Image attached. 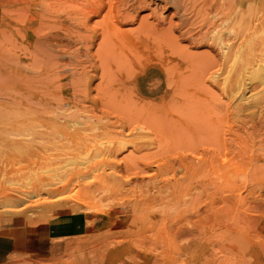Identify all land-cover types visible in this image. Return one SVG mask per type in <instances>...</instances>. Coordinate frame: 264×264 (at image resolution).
<instances>
[{"label":"rangeland","instance_id":"1","mask_svg":"<svg viewBox=\"0 0 264 264\" xmlns=\"http://www.w3.org/2000/svg\"><path fill=\"white\" fill-rule=\"evenodd\" d=\"M160 1L153 0L150 7L152 10H155L159 22L161 20L160 29L162 28L161 33L163 36L160 40L163 44L167 43L168 40V43H171L170 39L166 41V38H170L171 36L173 39L172 43L176 42L174 45L178 47V52L186 56L184 58L180 55L182 57L180 59L187 60L188 58L192 62H198L196 60L199 58L203 60L202 58H205L206 54H215L214 47H195L186 41V38L181 36V34L185 30L196 34L199 30L198 25L201 23L195 20H206L207 22L209 19H212L211 14H213L212 12L216 7L217 9L214 10L216 11L214 12L215 14L219 12L221 7L226 9V4L223 0H219L221 3L217 2V0H210V3L209 0H182L183 2L180 0L182 2H179L180 10L182 8L184 10L186 6L189 8L186 7V10L184 12L182 10L179 15L175 14L172 4L167 9H163V1ZM243 1L253 3L251 11L247 10L251 12V16H249L252 20L255 17L263 25L264 0ZM157 2L160 3L158 4ZM207 3L210 4H208L209 7ZM199 4L202 6L197 8ZM181 5L184 7H181ZM205 5H207V8H205ZM192 6L193 8H191ZM201 7H204V13L200 9ZM194 8L200 12L199 16ZM172 9L174 13H171L173 12ZM148 11L141 12L138 19H145L149 14ZM189 13L191 14L188 16ZM193 13L195 15L194 18ZM182 14L186 23L188 22L186 20L190 19L189 21H191L192 26L194 25V29L189 22V24H186L185 30L182 29L181 31V28L178 27V22L182 18ZM217 18L218 16L212 19L216 21L214 29L216 32L221 33L225 31V26L223 27L221 20L218 22ZM1 19L0 13V30L2 25ZM24 19L26 20V18ZM28 24V22L25 23V25ZM136 25L138 24L136 23ZM189 25L191 28L188 27ZM167 28H171L170 30L173 31H169ZM164 29L169 31L168 35ZM190 29L192 30L190 31ZM19 36L16 37L19 42L25 41V38ZM2 42L0 31V48H2L0 49V122L2 124L0 125V225H9L13 222H20L25 225H46L48 221L55 218L73 217L82 225L84 234L82 240L86 245V252L77 259L83 264H264V150L260 147L264 141V129H251V131L250 129L217 130V135L219 134L217 143H223L224 145V148H222L217 144L218 147H221L218 148L220 151L217 150V166L225 168L227 178L229 180L232 179L231 183L235 185H233V192L222 191L223 193L216 194L210 191V189H213V186H207V182L214 180L215 177L210 173L197 171L201 163L205 162L206 157L211 155L213 150L216 151L215 143H212V147L208 146L212 142V139L207 138L204 130H201L202 132L199 133V130L195 132L194 129L182 128L181 122L184 120L182 118L185 117L188 120L190 113H194L189 104L192 101H186L191 111L187 109L186 111L183 110L182 113L176 110L178 109V103L174 101L173 87L167 85L168 82L164 73L165 59L167 58H161L160 60L159 57L153 56L154 58L152 59L148 57L138 62L135 65L136 70L133 76L130 77L129 82L125 85L127 94L129 93L128 95L131 96L129 99L141 102L142 106L147 105L148 108L162 111L163 108L169 109L167 105L170 103V108L172 106L176 108H172L174 112L176 110V115H174L172 110L164 111L166 112L165 115H169L171 122L164 121L165 124H163V119L161 120V124L163 125L160 124V126L169 134L166 132V135H163L164 130L150 129L142 116H139L137 123L133 126V128L137 127L138 129H132V126L130 128L126 127L125 124L121 125L120 120L123 117V112L112 111L109 107L105 108L102 101H99L94 94L91 96H83L82 93H79V95H69L66 92H70L71 94L77 91H68L66 90L68 88L64 87L61 89V94V90L59 91V89L61 82L64 83L62 78L68 75L71 76L77 70L86 72L85 75L88 74V78L90 77L92 81L91 88H95L93 86L98 84L97 74L99 73V70L97 71L96 68L99 64L96 63L97 60L93 64V61L90 58L88 59L89 56L94 55L95 50L87 52L86 49L82 48L78 51L66 50V52H56L54 50L49 51V49L33 50L28 48V50L27 48H16L7 49L6 52V48L3 49ZM259 48V59L263 58L260 65L263 66L264 46L262 48L260 46ZM211 49H213L214 53L210 51ZM69 51L71 52L69 53ZM181 51H184V53H181ZM209 51L212 53H209ZM47 54L50 56V59ZM193 56L199 58L195 59ZM16 58L17 60H15ZM54 76L56 79H54ZM42 96L45 97L41 98ZM47 99L50 101H47ZM25 106L26 108L29 107V109H25ZM33 106L36 107L35 110ZM186 107L188 106L186 105ZM48 109L49 113H47ZM14 111L16 112L15 116L12 115ZM29 111L30 114L28 113ZM141 112L139 110L137 114ZM42 113L44 114L42 115ZM181 113L183 117L179 118L180 116L178 115ZM184 113H187L189 116L186 114L188 116L186 118ZM17 115L18 118L16 117ZM27 117H32L36 120H58L62 125L58 126V129L55 130L16 129L22 128L20 127V121L26 120ZM83 118L90 119L93 122L95 118H99L101 122L105 121L107 124L116 125L117 129H109L106 133L105 131L102 133V130L70 129L66 123V121H81ZM163 118L167 120L166 117ZM190 119L187 122L191 126L187 125L194 128V123H192L193 121L195 122L194 114ZM14 120L16 121L15 124ZM172 120H176V123ZM16 123H18V127H16ZM120 127H124V129H120ZM195 127L198 129V125H195ZM47 130H50V132ZM177 131L180 136L182 135L180 133L185 131V137L183 135L180 138L178 135L181 140L184 141L186 137L193 139V142L191 140L192 143L190 140L188 141L189 144L191 143L189 146L183 143L186 150H184V145L180 143L181 140L179 138V142H175L176 138L174 137H177ZM233 131L238 135H235ZM247 132H249V135ZM250 132L252 138L254 137L255 140H252V138L250 141L248 140V136H251ZM104 133L110 135V137L104 135ZM199 134L200 136L203 134L205 139L209 140L205 141L204 137L200 140L201 138L197 136ZM167 136L169 137L167 138ZM194 136L196 138L199 137V142L201 141L202 143H196L198 139ZM230 137L232 140L229 139ZM118 138L130 144L125 146V148L122 147L124 150L121 149L116 153L117 157H114L116 169L110 170L106 166L103 171L104 162H107L109 165L110 161L106 158L101 162L102 156L96 157V159L94 156L97 155L98 150L103 151V148H107L109 145L107 140L113 139L111 142H115ZM187 138L185 139L186 141L188 140ZM164 141L168 142H165V144ZM233 141L237 145L233 144ZM104 142H108L107 145ZM172 142H175V144L173 145ZM177 142L179 143V147L176 145ZM161 143L165 147L167 145V150L164 146H160ZM200 144L203 145L200 146ZM230 145L231 147L233 146V150L235 147L238 149V147L242 146L243 151L240 152L238 149V155H236V152H231ZM101 146L103 147L101 148ZM174 146L175 149H172ZM186 146L189 148L192 146L190 149L194 150V152L187 150ZM177 147H181V151L176 149ZM195 147L197 148L194 149ZM243 152H245V155ZM233 156V160H236L233 162L237 165L235 168L229 167L224 162L225 158L228 161ZM129 157L132 160H129V162L135 163L139 169L142 165L149 163L153 165L156 161L157 163L160 161V163L151 166V169L149 168L150 171L148 170V172L146 171V173L134 177L133 172H126L124 166L126 165V159H129ZM251 158L254 161H251ZM147 159L151 160L148 161ZM183 160L191 164L189 165L186 162L182 164ZM57 163L58 165L55 166ZM179 165H184L186 168ZM191 165H194V167ZM154 167H160L161 169L157 171ZM189 167L194 168L196 172L193 174V170L191 171ZM184 169H188L187 174L186 170L183 174ZM145 174L148 177L142 179L141 177L146 176ZM124 176L126 179H124ZM198 176L201 177L199 178ZM116 177L122 178L123 182L120 188L113 187ZM186 179L189 181L185 183ZM60 181L62 182L59 183ZM109 181H112V188L109 186ZM204 182L206 185H204ZM43 184L45 186L49 184L48 191H41L40 188L44 186ZM194 187L195 189H193ZM23 194L26 195L24 196ZM55 200H59L56 207L50 208L46 206V202ZM15 202L16 204H14ZM257 204L258 206H256ZM14 206L18 211H21V215L11 216L7 212ZM57 208H61L63 211L60 209L62 212L59 213L57 212L59 209L56 211ZM19 264H29V262L23 261Z\"/></svg>","mask_w":264,"mask_h":264},{"label":"bare ground","instance_id":"2","mask_svg":"<svg viewBox=\"0 0 264 264\" xmlns=\"http://www.w3.org/2000/svg\"><path fill=\"white\" fill-rule=\"evenodd\" d=\"M152 1L153 0H0V13H1V18H2L1 19L2 25H1L0 31H1V38L3 41L2 42L3 47H4L3 49L6 48V52H7V49H16V48H23V49L24 48H27V49L30 48L33 50L49 49V51L54 50L56 52L57 51L58 52H66V50L78 51V50H81L82 48L86 49L87 52H91V50H95L94 55L92 54L91 56L88 57V59L90 58V60L93 61V64H94V61L96 62V60H97L96 63L99 64V65L97 64L98 67L96 66L97 67L96 69H97V71L99 70L98 71L99 73L97 74L98 84L93 86L95 88L94 89L91 88L92 87L91 86L92 81H91L90 77L88 78V74H86L87 75L86 76L85 75L86 72L84 73L82 71L80 72L79 70H77V71H74L73 74H71V76L68 75L67 77L66 76L63 77L62 80L64 81V83L61 82L62 87L59 85L60 89L59 88L58 89L60 91L64 87V88H68V89H66L68 91H72V92L77 91L76 93H71V94H70V92H66L67 94L69 93V95H73V94L79 95V93H82L83 96H91L92 94H94V96L97 99H99V101H102V103L105 105L104 106L105 108L109 107V108H111L112 111L121 112V113L123 112L122 113L123 117L120 120L121 125L125 124V126L129 127V128L132 126V129H138L137 127L133 128V126L137 123V119L139 118V116H142L143 120L146 122L147 126L150 129L164 130V129H162V126H160V124L162 122H163V124H165L164 121L171 122L169 115H167V114L165 115V113L167 111H171L172 108L174 107V106H172V108H170L171 107V105H169L170 103L167 105L169 107V109L163 108L162 109L163 112L162 111H156L154 109L148 108L147 105L142 106L141 102L139 103L133 99H129V97H131V96L128 95L129 93L127 94L126 88H125L126 87L125 85L129 82L130 77L133 76V74L136 70L135 65L138 62H141L142 60H145V58H148V57H149V59H152L155 56L159 57L160 60H161V58H167V59H165L166 64L164 66V73H165L166 81L168 82L167 85L173 87L172 89H173V93L175 95L174 101H176L178 103V105H177L178 109H176L175 107L173 109L179 110V112L180 111L182 112L183 110L186 111L187 109L189 111L193 110V112H194L193 114H194L195 122L192 119V121H193L192 123H194V128H191L187 125V124H189L187 121L191 120L190 118H192L193 114L188 112V113H190V116H189L187 113H184L185 116H186V114L189 116L188 120H186L185 117H183V115H182L183 112L180 115H178V116H180L179 118H181V116H182L183 117L182 120L184 119L181 122L182 128L183 129H192V130L194 129L195 132L196 131L198 132V130H199L200 131L199 133H201L204 130L205 131L204 134H206L207 138L212 139V142L209 141L211 143V145H210V143H209V145L208 144L207 145L212 147V143L213 142L215 143V144L214 143L213 144L216 147L215 148L216 151L213 150L212 154L209 155L208 157H206V160H204L205 162L201 163L200 167L198 166L199 168H197V171H201V173H210L213 177H215L214 180L211 179L212 181L207 182V186L208 185H210V187L213 186V189H210L211 192H215L216 194L221 193L222 191L223 192H229V191L233 192V185H235V184L233 183V185H232V183H231L232 179L229 180L227 178V176L225 174V170H224L225 168H219L217 166V161H218L217 154H218V151H220L218 148L220 146L222 148H224L223 143H220V144H218L219 142L217 143L218 135H219V134L217 135V130L220 131V129H229V130H231V129H238V130L239 129H242V130L247 129V130H249L250 129V131H251V129H264V70H263L264 64H263V66L260 65L262 63L261 59L263 60V58L259 59V56H258L260 54V52H258V50H260L259 47L261 46V48H262V46H264V27H263L264 24L262 25L260 21L255 19V17H253L254 20H252L250 18L251 12H249L247 10H250L253 8L252 7L253 3L252 2L247 3V2H244L243 0H223V2L226 4V9L224 7H221L219 12H217V14L214 13V12H216L214 10H216L217 7H216V9L213 10V12H212L213 14H211L212 19L216 18L218 16L217 21L220 22V20H221V24L223 25V27L225 26V31H222L221 33L216 32V30L214 29L216 27V25H215L216 21H213L212 19H209L207 17L209 19L207 22H206V20L205 21L195 20L201 24L198 25V27H199L198 31H197L198 27L195 26V27H197V29H196L197 32H196V34H192L191 32L186 31L184 29L187 26L186 24H189V22L191 23V21H189L190 19L188 18V20H186L188 22L186 23L185 18H183L184 15L182 14V18H180V20L178 22L179 23L178 27L181 28V31H182V29L185 31L182 32L181 36L185 37L186 41H188L191 45H194L195 47H197V46H201V47L202 46H204V47L210 46V47H214V50H215L214 55L206 54L207 57L205 55H203V56H205V58H202L200 56L203 60H201L199 57H197V58H199L198 60H196L198 62H192L190 59L188 60V58H187V60L186 59H180V58H182L180 56L182 54H180L178 52V47H175V45H174L176 43L175 40H174L175 43H172L173 39L171 38V36H170V38H166V41L168 39H170V41H171V43H168L169 40L167 41V43H164L166 45H164L162 43V41L160 40L161 37L163 36V34L161 33L162 28L160 29L161 20L159 22L157 15L155 13V10L154 9L152 10L150 7ZM161 1H163L162 2V5H163L162 8L163 9H167V7H169V5L172 4L174 6L175 14H177V15H179V13L182 12V10H183V8L180 10V3H179L182 0L181 1L180 0L179 1L178 0H176V1L175 0L174 1L161 0ZM218 1L219 0H217V2ZM220 1H222V0H220ZM209 3H210V0H209ZM209 3H207V5ZM207 5H205V8H207L206 7ZM209 5H208V7H209ZM247 5H248V7H247ZM199 6H202V5H200V4L197 5V8H199ZM181 7H184V6L181 5ZM185 8H184V10H186ZM187 8H189V7H187ZM191 8H193V6ZM200 9H202V11H203L204 7L203 8L201 7ZM200 9H199V11H200ZM184 10H183V12H184ZM195 10L199 16L200 12H198L197 9H195ZM143 11H146V12L148 11L149 14H148V16H146L145 19L139 20L138 19L139 14ZM172 11H173V9H172ZM204 12L205 11H203V13ZM171 13H174V11ZM190 14L191 13H189L188 16ZM202 15H204V14H202ZM194 17H195V15L193 13V18ZM24 18H26V20ZM26 22H28L29 24L25 25ZM192 22H194V21H192ZM203 22H205L204 23L205 25L203 24ZM136 23L138 24V25H136L137 27L135 26ZM171 23L173 24V22H171ZM171 23H170V25H171ZM190 25L192 26V23ZM190 25L188 27H190ZM133 26H134V28H133ZM192 27L194 29V25ZM167 29L169 31H173V30H170L171 28L170 29L167 28ZM168 30L164 29L165 33L167 32V35L169 34ZM191 30L192 29H190V31ZM172 34H170V35H172ZM19 35L22 36V38H25L24 40L26 42L25 41L19 42L16 39V37H18ZM164 41H165V39H164ZM210 47H209V49H210ZM0 49H2V48H0ZM210 51H212L214 53L213 49H211ZM210 51H209V53H212ZM3 52H5V51L3 50ZM70 52L71 51H69V53ZM181 53H184V51L183 52L181 51ZM9 56H10V54H9ZM47 56H48V54H47ZM182 56L184 58H186V56H184V54ZM48 57L50 59V56H48ZM68 58H69V56H68ZM194 58L197 59L196 57H194ZM15 60H17V58ZM192 60H194V59H192ZM16 62H18V61H16ZM69 62H71V61H69ZM44 63H45V61H44ZM69 65H70V63H69ZM162 66H163V64H162ZM69 68H70V66H69ZM82 76L84 78L83 80H82ZM57 78H58V76H57ZM54 79H56L55 76H54ZM52 80H53V78H52ZM95 83H97V82H95ZM38 85H40V84H38ZM46 87H47V85H46ZM64 91H65V89H64ZM59 94H60V92H59ZM61 94H62V90H61ZM23 97H25V96H23ZM43 97H45V96H42L41 98H43ZM188 100L192 101V103H189L190 107L192 109L189 107V104H187V102H186ZM47 101H50V100L47 99ZM28 105L30 106L29 103H28ZM28 105H26V106H28ZM39 105H40V103H39ZM186 105L188 107H186ZM26 106L24 108L29 109V107L26 108ZM46 106H47V104H46ZM33 107L35 110L36 107L35 106H33ZM33 107H32V110H33ZM38 107H40V106H38ZM134 107H136V108H134ZM1 108H3V107H1ZM25 109H24V111L26 112ZM21 110H19V111L22 112ZM30 110H31V107H30ZM135 110H137L138 112H139V110H141L142 112L137 114L138 112ZM176 110H175V112H174V110H172L174 112V115H176L175 114ZM39 111H40V108H39ZM39 111H38V113H39ZM125 111H127V112H125ZM164 111H166V112H164ZM173 112H170V113H173ZM15 113L16 112L14 111L12 113V115L15 116L16 115ZM28 113L30 114V111ZM44 113H42V115ZM47 113H49V109H48ZM35 114H37V113H35ZM39 114H41V113H39ZM130 115H132V116H130ZM35 116H34V118H35ZM188 116H186V118ZM16 117L18 118V115ZM163 117H166L167 120H165V118H163ZM11 118H8V119L12 120ZM24 118H25V116H24ZM34 118L27 117L26 120L20 121V125H21L20 127H22V128H16V129H28V130L29 129L30 130L31 129H54L55 130V129H58V126L62 125L59 123L58 120H53V119L36 120ZM158 118H160V119H158ZM1 119H3V118H1ZM8 119H7V121H8ZM20 119H21V117H20ZM162 119H163V121L161 122ZM159 121H160V123H159ZM172 121H174V120H172ZM15 122L16 121L14 120V124H15ZM18 123H19V119H18ZM18 123H16L17 124L16 127H18ZM66 123L68 124L70 129H92L94 131L95 130L96 131L102 130V133H103V131H105V133H106L109 129H117L116 125L110 124V123L107 124V122H105V121L101 122V120L99 118H95L94 122L90 119H84L83 118V119H81V121H73V122H71V121L67 122L66 121ZM14 124L12 123V125H14ZM163 124H161V125H163ZM172 124H174V123H172ZM0 125H2L1 122H0ZM195 125H198V129L195 127ZM3 126H2V128H3ZM164 126H163V128H164ZM181 126H178V127H181ZM126 127H125V129H127ZM9 128L11 129V127H9ZM171 128H172V126H171ZM120 129H124V127H120ZM172 129L174 130V128H172ZM175 130H176V128H175ZM48 132H50V130ZM166 132L164 130L163 135H166L165 134ZM184 132L180 133V134H182L181 136L184 135ZM105 133H104V135H106ZM219 133H222V132H219ZM233 133H235V135L237 134L234 131H233ZM247 133L249 135V132H247ZM167 134H168V132H167ZM250 134H251V132H250ZM50 135H51V133H50ZM112 135H115V134H112ZM178 135L179 134L177 131V137L173 136L174 138H176L175 142L176 141L179 142V139L181 138V136L179 135L180 136V138H179ZM202 135L201 136H200V134L197 135L201 139L199 137L196 138L197 137L196 135H195L196 137L194 136L196 139H198V141H196V143L199 142V139L200 140L203 139L204 135L203 136ZM106 136L110 137V135H106ZM185 136H186V134L184 135V137ZM188 136H189V134H188ZM96 137H98V136H96ZM100 137H102V136L100 135ZM100 137H98V138H100ZM104 137H103V139H104ZM168 137L169 136H167V138ZM189 137H191V136H189ZM167 138H165V139L167 140ZM174 138H172V139H174ZM251 138H252V134H251V136H248V140L250 141ZM170 139H171V137H170ZM185 139H184V141L180 139L182 141V142L180 141V143H182V144L186 143V145L188 144V146H189L193 142L192 138H187L188 139L187 141ZM229 139L232 140L231 137ZM32 140H34V138H32ZM112 140H110V141L107 140L109 142V143L107 142L109 144L107 146V148L106 147L103 148L104 149L103 151L98 150L97 155L94 156L95 159H96V157L99 158L100 156H102L103 159L101 162H103L106 158H108V160L110 161L109 165L107 164V162H104V164L102 163L104 165V167L102 169L103 171H104V168H106V166L108 168H110V170L111 169L115 170L116 164L114 163V157L115 158L117 157L116 153H118L121 149L124 150L122 147L125 148V146L130 144V143L123 142V140L121 138H118L115 142H111ZM189 140H190V142L192 140V142L190 144L188 142ZM204 140L208 141L209 139L206 140L204 137ZM252 140H255L254 137L252 138ZM205 141H203V143H205ZM68 142H69V140H68ZM165 142H168V141H164V143ZM175 142H172L173 145L175 144ZM178 142L176 143V145L179 147ZM230 142H228V143H230ZM240 142H242V141L240 140ZM252 142H251V144H252ZM104 143H106V142H104ZM107 143H106V145H107ZM262 143H261V145L260 144L259 145L264 150V141ZM134 144H136V143L134 142ZM182 144H180V145H182ZM194 144H195V142H194ZM217 144L220 146L218 147ZM233 144H236V143L233 141ZM68 145H67V147H68ZM102 145H103V143H102ZM168 145H169V143H168ZM173 145H172V147H173ZM183 145H184L183 146L184 150H186L185 144H183ZM202 145L203 144H200V146H202ZM243 145H245V144H243ZM160 146L161 147L164 146V148H166V150H167V145L165 147V145L164 144L162 145V143H161ZM188 146H186L187 150H191L190 148L192 146L190 148ZM75 147L77 148L76 145H75ZM102 147L103 146H101V148ZM178 147L176 149L180 150L181 147L180 148H178ZM230 147H231V145H230ZM232 147L230 148L232 150L231 152H236V155H238L237 154L238 149L240 150V152L243 151L242 146L241 147L237 146L238 149H236V147H235L234 150ZM164 148H163V150H164ZM183 148H182V151H183ZM196 148L197 147H195L194 149H196ZM246 148H248V147H246ZM256 148H257V145H256ZM168 149H170V148H168ZM172 149H175V146ZM77 150H79V149H77ZM191 151L194 152V150H191ZM161 152L162 151H160V153ZM254 152H255V149H254ZM160 153H159V155H160ZM243 154L245 155V152H243ZM162 155H164V154H162ZM239 156H240V154H239ZM132 159H134V158H132ZM233 159H234V156L232 157V159H230L228 161L225 158L224 162H226L229 165V167L235 168V167H237V165L234 164L233 161H236V160H233ZM236 159L238 160V158H236ZM93 160H94V158H93ZM129 160L132 161L129 157V159H126V162H125L126 165H124V166H125L126 172L127 171L133 172L134 177H136L138 175L140 176V174L146 173V171L148 172V170L150 171L151 166H153L154 164L160 163V161L158 160L159 163H157V161H156L155 163H153V165L151 163L146 164V165H142L139 169V167H137V165L135 163L132 164V162H129ZM149 160H151V159H149ZM163 160H166V159H163ZM187 160H189V159H187ZM222 160H224V159H222ZM144 161H145V159H144ZM192 161L194 162V160H192ZM251 161H254V160L252 159ZM161 162H162V160H161ZM179 162H181V161H179ZM184 162H186V160L185 161L183 160L182 164H184ZM166 163H167V161H166ZM187 164H189V163H187ZM56 165H58V163L55 164V166ZM179 166H183V168H186L184 165H179ZM135 167H136V169H135ZM160 167L159 168L154 167V168L158 171L159 169H161ZM167 167H168V165H167ZM192 167H194V165ZM192 167H189V168L191 171L193 170V174H194V172H196V170ZM185 170L186 169L183 170V174H184ZM187 170H186V174H187ZM119 171H118V173H119ZM152 172H154V171H152ZM152 172H151V174H152ZM175 172H174V174H175ZM155 174H156V172H155ZM180 174H181V172H180ZM199 174H200V172H199ZM200 175H202V174H200ZM103 176H104V174H103ZM145 177H148V176L147 175L142 176L141 178L143 179ZM198 177L200 178L201 176H198ZM124 179H126V177ZM36 180H38V179L36 178ZM41 181H42V179H41ZM187 181H189V180L186 179L185 183ZM43 182H44V179H43ZM55 182H57V181H55ZM61 182L62 181H60L59 183H61ZM122 182L123 181H122L121 177H119V178L116 177V179L113 182L114 183L113 187H119L120 188ZM233 182H234V180H233ZM36 183L38 184V182H36ZM188 183H190V182H188ZM30 184H31V182H30ZM53 184H54V182H53ZM111 184H112V181L109 183L110 187H111ZM48 185L47 186L44 185V186H42V188H40V187L39 188L41 189V191L43 190V192H46V191H48V188H49ZM204 185H206L205 182H204ZM51 186H52V184H51ZM182 187H183V185H182ZM203 187L206 188L205 186H203ZM193 189H195V187ZM33 190H34V187H33ZM109 190H110V188H109ZM23 195L25 196L26 194H23ZM20 197H22V196H20ZM24 199H26V198H24ZM12 200H14V199H12ZM15 200H17V199H15ZM21 202H22V200H21ZM18 203H19V205H21L20 202H18ZM57 203H59V200L46 202L45 204H47L46 206H48L50 208H54L58 205ZM14 204H16V202ZM256 206H258V204ZM10 209L11 210H8L7 212L11 216L21 215V211H18L15 206L10 208ZM58 209L59 208H57L56 211ZM60 209L57 212L60 213L63 211L62 209H61L62 211Z\"/></svg>","mask_w":264,"mask_h":264},{"label":"crops","instance_id":"3","mask_svg":"<svg viewBox=\"0 0 264 264\" xmlns=\"http://www.w3.org/2000/svg\"><path fill=\"white\" fill-rule=\"evenodd\" d=\"M83 237L82 225L73 217L46 225H0V264H83L77 260L86 252Z\"/></svg>","mask_w":264,"mask_h":264}]
</instances>
